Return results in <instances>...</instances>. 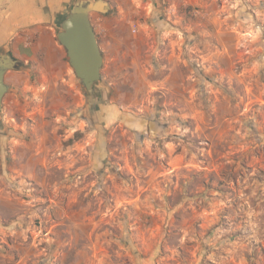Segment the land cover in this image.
I'll use <instances>...</instances> for the list:
<instances>
[{
	"label": "rangeland",
	"instance_id": "1",
	"mask_svg": "<svg viewBox=\"0 0 264 264\" xmlns=\"http://www.w3.org/2000/svg\"><path fill=\"white\" fill-rule=\"evenodd\" d=\"M149 6L93 109L37 35L7 71L0 264H264V0Z\"/></svg>",
	"mask_w": 264,
	"mask_h": 264
},
{
	"label": "crops",
	"instance_id": "2",
	"mask_svg": "<svg viewBox=\"0 0 264 264\" xmlns=\"http://www.w3.org/2000/svg\"><path fill=\"white\" fill-rule=\"evenodd\" d=\"M143 1L149 3V7L157 2L109 0L111 11L108 13L95 11L92 23L98 39L101 41L107 34L116 33V29L119 31L122 21L136 23V16L141 9H148V5ZM70 2L71 0H0V49L10 50L19 58L23 47L29 45L28 40L37 35L39 40L49 41L54 51L65 55V48L56 39V19ZM118 38L121 41L120 36Z\"/></svg>",
	"mask_w": 264,
	"mask_h": 264
},
{
	"label": "water",
	"instance_id": "3",
	"mask_svg": "<svg viewBox=\"0 0 264 264\" xmlns=\"http://www.w3.org/2000/svg\"><path fill=\"white\" fill-rule=\"evenodd\" d=\"M111 9L109 0H71L56 19L57 40L66 50L68 61L79 79L91 109L97 101L103 99V92L97 85L102 76L104 62L91 13L94 11L108 13ZM17 62L19 59L10 50L0 49V124L3 98L10 90V84L6 82V73L10 69H15Z\"/></svg>",
	"mask_w": 264,
	"mask_h": 264
},
{
	"label": "flooded vegetation",
	"instance_id": "4",
	"mask_svg": "<svg viewBox=\"0 0 264 264\" xmlns=\"http://www.w3.org/2000/svg\"><path fill=\"white\" fill-rule=\"evenodd\" d=\"M19 64H21V62H20V61H19V62H17L15 66H18Z\"/></svg>",
	"mask_w": 264,
	"mask_h": 264
},
{
	"label": "built area",
	"instance_id": "5",
	"mask_svg": "<svg viewBox=\"0 0 264 264\" xmlns=\"http://www.w3.org/2000/svg\"><path fill=\"white\" fill-rule=\"evenodd\" d=\"M134 31H135V29H134Z\"/></svg>",
	"mask_w": 264,
	"mask_h": 264
}]
</instances>
